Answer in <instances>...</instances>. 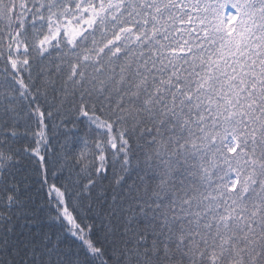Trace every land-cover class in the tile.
Returning <instances> with one entry per match:
<instances>
[{
    "label": "snow or ice",
    "instance_id": "obj_1",
    "mask_svg": "<svg viewBox=\"0 0 264 264\" xmlns=\"http://www.w3.org/2000/svg\"><path fill=\"white\" fill-rule=\"evenodd\" d=\"M0 264H264V0H0Z\"/></svg>",
    "mask_w": 264,
    "mask_h": 264
}]
</instances>
